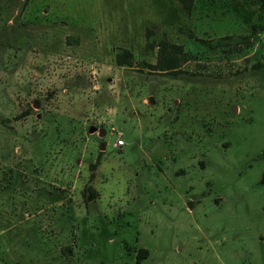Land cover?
<instances>
[{
  "label": "rangeland",
  "instance_id": "obj_1",
  "mask_svg": "<svg viewBox=\"0 0 264 264\" xmlns=\"http://www.w3.org/2000/svg\"><path fill=\"white\" fill-rule=\"evenodd\" d=\"M190 1L0 0V264H264V5Z\"/></svg>",
  "mask_w": 264,
  "mask_h": 264
},
{
  "label": "trees",
  "instance_id": "obj_2",
  "mask_svg": "<svg viewBox=\"0 0 264 264\" xmlns=\"http://www.w3.org/2000/svg\"><path fill=\"white\" fill-rule=\"evenodd\" d=\"M182 3H185L186 5L190 6L191 1L190 0H180ZM261 3L264 5V0H261ZM171 47V48H170ZM183 47L180 44L171 43L167 44L166 42H163L158 51V59L155 62V66H159L168 72L177 74L180 70V59L178 52L181 51ZM131 55V51L128 49H125L123 52L116 53V62L118 64H125L129 61V56ZM91 193L93 194L94 191L90 189ZM143 252L138 253L137 260L139 261L141 258H143L146 255L147 250L142 249Z\"/></svg>",
  "mask_w": 264,
  "mask_h": 264
},
{
  "label": "built area",
  "instance_id": "obj_3",
  "mask_svg": "<svg viewBox=\"0 0 264 264\" xmlns=\"http://www.w3.org/2000/svg\"><path fill=\"white\" fill-rule=\"evenodd\" d=\"M123 143V139L122 138H118L115 142V145H121Z\"/></svg>",
  "mask_w": 264,
  "mask_h": 264
},
{
  "label": "water",
  "instance_id": "obj_4",
  "mask_svg": "<svg viewBox=\"0 0 264 264\" xmlns=\"http://www.w3.org/2000/svg\"><path fill=\"white\" fill-rule=\"evenodd\" d=\"M95 127H91V129H94ZM101 131V130H100ZM102 131H104V130H102Z\"/></svg>",
  "mask_w": 264,
  "mask_h": 264
}]
</instances>
